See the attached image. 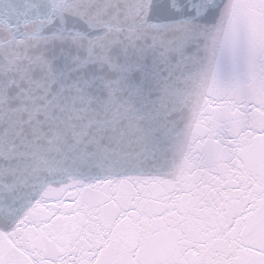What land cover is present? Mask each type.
<instances>
[{"label": "water", "instance_id": "1", "mask_svg": "<svg viewBox=\"0 0 264 264\" xmlns=\"http://www.w3.org/2000/svg\"><path fill=\"white\" fill-rule=\"evenodd\" d=\"M0 264H264V0H0Z\"/></svg>", "mask_w": 264, "mask_h": 264}]
</instances>
